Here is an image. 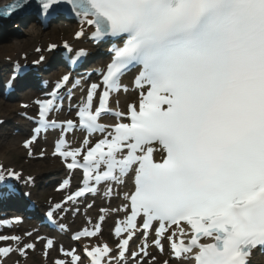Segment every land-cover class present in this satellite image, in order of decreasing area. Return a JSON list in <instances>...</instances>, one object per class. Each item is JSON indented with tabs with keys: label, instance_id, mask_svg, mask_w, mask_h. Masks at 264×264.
<instances>
[{
	"label": "snow or ice",
	"instance_id": "obj_1",
	"mask_svg": "<svg viewBox=\"0 0 264 264\" xmlns=\"http://www.w3.org/2000/svg\"><path fill=\"white\" fill-rule=\"evenodd\" d=\"M29 3L17 0L5 14ZM39 5L45 16L70 6L81 24L77 39L91 28L93 40L112 38L114 44L111 62L99 72L103 89L98 83L88 86L77 121L50 118L62 110V90L70 98L67 86L81 87L71 71L54 85L50 98L36 101L35 133L59 130L54 154L69 170L84 174L83 187L65 203H78L101 185L110 196L113 186L134 176V190L123 194L128 203L116 210L129 213L123 227L115 228L119 258L105 264L112 259L126 264L137 232L144 245L133 257L148 255V236L154 232L152 243L161 252L167 240L174 257L190 264H247L252 249L264 246V0H39ZM64 48L72 52L67 42ZM87 56L81 49L72 63ZM133 72L139 103L129 104L126 113L117 111L110 106L111 95L128 91L123 79ZM109 117L115 122H101ZM77 129L85 137L82 147L72 148L66 135ZM97 135L103 138L92 143ZM35 139L24 146L30 148ZM10 179L19 180L20 174L0 165V187ZM55 209L63 210L60 204ZM99 232L96 225L73 238ZM0 240L23 243L15 235ZM53 246L47 240L46 248ZM34 248L28 243L16 250ZM12 250L0 248V254ZM85 251L91 264H102L112 249L105 244ZM61 253L71 261L55 264H81L75 250L61 248Z\"/></svg>",
	"mask_w": 264,
	"mask_h": 264
},
{
	"label": "bare ground",
	"instance_id": "obj_2",
	"mask_svg": "<svg viewBox=\"0 0 264 264\" xmlns=\"http://www.w3.org/2000/svg\"><path fill=\"white\" fill-rule=\"evenodd\" d=\"M8 1V0H7ZM6 2V0H0V3ZM22 32L24 33V37L22 39H19L16 42L10 43L9 40L11 37L6 38H0V59L3 57H15L21 53H28L33 50V48H37V45H34V47H31L32 43H41V44H48L53 43L61 38L60 32H55L53 34H50L48 36L41 35L37 29L33 28V30H28L24 27L21 28ZM25 35H28L25 37ZM71 39V37H70ZM1 66V64H0ZM5 66V65H4ZM33 88V86H30ZM31 96L26 98L25 101L31 100ZM1 102L3 104H1ZM19 104H11L6 103V101L2 98H0V117L1 118H9L11 116H15L16 113L19 111L18 108ZM17 129L15 127L12 131L7 130H1L0 131V160H2V163L8 164L12 162V159L10 158L12 155H22L23 153L19 152L18 145H20V140L22 139L21 136H15L14 131ZM9 165V164H8ZM47 165V164H46ZM13 165L7 166V168H11ZM30 167L37 168L39 165L34 164ZM50 167H55V165H50ZM28 168V167H27ZM26 167H20L21 170L26 169ZM37 172L40 171V169L36 170ZM50 192V191H49ZM33 195V194H32ZM28 263V262H27ZM29 264H33V261L30 260Z\"/></svg>",
	"mask_w": 264,
	"mask_h": 264
},
{
	"label": "rangeland",
	"instance_id": "obj_3",
	"mask_svg": "<svg viewBox=\"0 0 264 264\" xmlns=\"http://www.w3.org/2000/svg\"><path fill=\"white\" fill-rule=\"evenodd\" d=\"M37 30H39V29H37ZM44 36H47V35H44ZM10 158L12 159L11 164H13L15 166L17 165V167H20L22 165V160H21V157L19 155H12ZM30 171H33V170L31 169ZM33 257L35 258L36 261H39V264H43L42 262H40V260H38L37 256L34 255Z\"/></svg>",
	"mask_w": 264,
	"mask_h": 264
}]
</instances>
